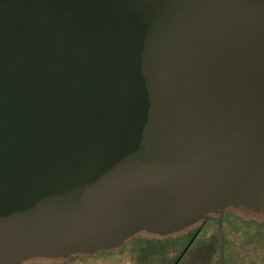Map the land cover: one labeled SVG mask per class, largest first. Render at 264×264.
<instances>
[{
    "label": "water",
    "instance_id": "water-1",
    "mask_svg": "<svg viewBox=\"0 0 264 264\" xmlns=\"http://www.w3.org/2000/svg\"><path fill=\"white\" fill-rule=\"evenodd\" d=\"M226 214L264 225V0H0V264Z\"/></svg>",
    "mask_w": 264,
    "mask_h": 264
},
{
    "label": "rangeland",
    "instance_id": "rangeland-1",
    "mask_svg": "<svg viewBox=\"0 0 264 264\" xmlns=\"http://www.w3.org/2000/svg\"><path fill=\"white\" fill-rule=\"evenodd\" d=\"M225 254L228 264H264V225L244 223L234 216H227L224 225ZM200 240L181 264H220L218 228L215 223L207 225ZM183 242L161 246V254L152 264H174L179 257ZM148 246L136 242L114 253L98 254L67 264H150L142 258Z\"/></svg>",
    "mask_w": 264,
    "mask_h": 264
},
{
    "label": "flooded vegetation",
    "instance_id": "flooded-vegetation-1",
    "mask_svg": "<svg viewBox=\"0 0 264 264\" xmlns=\"http://www.w3.org/2000/svg\"><path fill=\"white\" fill-rule=\"evenodd\" d=\"M234 216V215H232V214H226L225 216H224V218H223V220H222V222H220L219 220H211V221H209L207 224H206V226L207 225H209L210 223H215V225L217 226V228H218V236H219V246H220V264H228V260H227V257H226V254H225V239H224V225H225V218L227 217V216ZM235 217V216H234ZM237 218V217H236ZM238 219V218H237ZM243 222V221H242ZM245 223V222H244ZM205 226V227H206ZM204 227V228H205ZM203 228V229H204ZM202 229V230H203ZM201 230V231H202ZM192 233V232H191ZM190 233V234H191ZM200 233L201 232H199V233H195V235L192 237V238H188V236L190 235V234H188V235H186L185 236V238L188 240V243H187V245L184 247V249H183V251L180 253V255H179V257H178V259H177V261H176V263L175 264H181L183 261H185L186 260V258L188 257V255L190 254V252L194 249V247H195V245L199 242V240L201 239L200 238ZM221 238H223V253H222V249H221Z\"/></svg>",
    "mask_w": 264,
    "mask_h": 264
},
{
    "label": "trees",
    "instance_id": "trees-1",
    "mask_svg": "<svg viewBox=\"0 0 264 264\" xmlns=\"http://www.w3.org/2000/svg\"><path fill=\"white\" fill-rule=\"evenodd\" d=\"M195 233H196V231L195 232H192L189 236H188V238H192L194 235H195ZM201 234V233H200ZM183 242V246H182V248H181V252L183 251V249H184V247L187 245V243H188V240L185 238V237H183V238H179V239H176V240H168V241H163V242H147V241H144V240H139V241H137V242H141V243H144V244H146L148 247L147 248H145V250H143L144 252H143V254L141 255L142 256V258H144L145 259V261H148L150 264H152L153 263V259L157 256V255H159V254H161L159 251H161L162 249V247L161 246H167V244H169V243H172V242ZM136 243V242H135ZM180 252V253H181ZM180 255V254H179ZM178 259V258H177ZM177 261V260H176ZM176 263V262H175ZM174 263V264H175Z\"/></svg>",
    "mask_w": 264,
    "mask_h": 264
}]
</instances>
